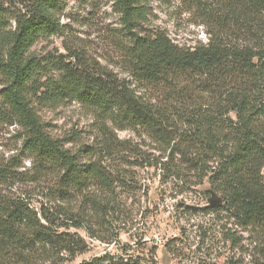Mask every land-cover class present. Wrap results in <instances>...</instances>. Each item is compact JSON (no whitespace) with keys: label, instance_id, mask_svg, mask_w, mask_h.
I'll return each instance as SVG.
<instances>
[{"label":"rangeland","instance_id":"374dc122","mask_svg":"<svg viewBox=\"0 0 264 264\" xmlns=\"http://www.w3.org/2000/svg\"><path fill=\"white\" fill-rule=\"evenodd\" d=\"M32 2L0 0V7L13 25V17L24 14ZM140 3L147 13L138 30L142 36L163 33L183 50L208 43L207 32L213 26L204 25L203 12L215 7L190 0ZM56 5L60 33L40 39L31 50L41 69L30 99L47 133L82 164L100 166L111 186L96 183L82 194L73 193L66 203L61 200L59 172L41 171L22 151V129L5 104L7 78L0 69V173L8 176L0 179V196L23 202L38 217L49 213L58 220V227L64 226L54 231L68 233L85 249L70 255L38 248L26 264H83L102 257L144 264H257L264 260V226H250L225 210L221 195L204 178L205 167L199 173L190 172L177 156L170 172L180 169L183 180L169 179L170 173L159 165L164 156L159 147L142 130H131L117 114L116 120H109L76 101L44 104L32 96L42 84L59 85L66 71L81 81L125 83L143 103L167 109L174 116L171 128L175 132L186 129L185 117L195 109L211 111L215 106V97L208 94L191 93L179 102L163 86L136 83L127 57L129 40L111 0H56ZM229 41L245 44L243 37ZM2 54L1 49L0 60ZM172 86L188 87L186 78ZM14 264L21 263L14 260Z\"/></svg>","mask_w":264,"mask_h":264},{"label":"trees","instance_id":"16d2710c","mask_svg":"<svg viewBox=\"0 0 264 264\" xmlns=\"http://www.w3.org/2000/svg\"><path fill=\"white\" fill-rule=\"evenodd\" d=\"M111 1L129 40L127 57L136 83L163 86L179 102L191 93L208 94L215 97L211 111L195 109L185 117L186 129L175 132L174 116L167 109L143 103L125 83L81 81L68 71L59 85L42 84L32 96L44 104L76 101L109 120H116L117 114L159 147L164 154L159 165L170 173L169 179L183 180L180 169L170 172L177 156L190 172L205 167L204 178L221 195L225 210L250 226H264V0H190L216 8L203 12L204 25L213 26L207 32L208 43L193 50L180 49L163 33L142 36L138 30L147 13L140 0ZM7 15L0 7V69L7 78L5 104L22 129V151L41 171L59 172L57 191L65 203L73 193L82 194L96 183L109 189L111 180L100 166L82 164L47 133L30 99L41 69L31 50L40 39L60 33L56 0H33L24 14L13 17V25ZM240 37L245 44L229 43ZM181 78H186L188 87H173ZM200 78L207 81H196ZM7 178L0 173L1 180ZM45 213L38 217L23 202L0 196V264L29 263L38 248L70 255L85 251L73 236L54 231L64 226L58 227V220ZM83 264L144 263L102 257Z\"/></svg>","mask_w":264,"mask_h":264},{"label":"water","instance_id":"95a60500","mask_svg":"<svg viewBox=\"0 0 264 264\" xmlns=\"http://www.w3.org/2000/svg\"><path fill=\"white\" fill-rule=\"evenodd\" d=\"M220 202V201H219ZM218 201H213V203H215V204H218L219 203Z\"/></svg>","mask_w":264,"mask_h":264}]
</instances>
